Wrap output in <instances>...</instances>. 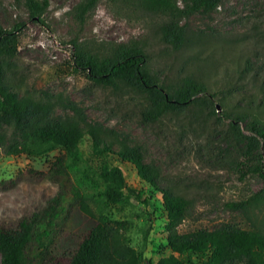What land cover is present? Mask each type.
<instances>
[{
  "label": "trees",
  "instance_id": "1",
  "mask_svg": "<svg viewBox=\"0 0 264 264\" xmlns=\"http://www.w3.org/2000/svg\"><path fill=\"white\" fill-rule=\"evenodd\" d=\"M22 1L30 16L39 20L49 6L48 0ZM100 1L80 0L77 16L83 20ZM123 1L137 12L157 17L159 41L177 58L189 51L184 66L194 62L197 70L186 68L179 70L173 79L161 78L151 69L152 58L143 40L120 42L101 51L75 42L72 55L75 68L102 87L134 95L143 106V121L149 124L173 119L182 125L212 120L208 123L211 127L208 136H219L229 145L228 150L237 155L234 159L225 154L226 158L219 162L231 164L240 179L256 175L264 181V25H252L241 39H226L189 25L195 15H213L223 0ZM19 28L8 31L0 23V144L5 142L6 129L12 128L20 132L21 141L9 148L10 156L41 157L59 150L62 158L55 163L56 171L65 174L67 168L84 166L85 172L90 170L89 174L95 175L93 178L87 174L85 181L98 191L97 207L104 212L124 199L147 206L151 195L146 190L153 189L161 195L168 220L169 254L152 262L131 244L124 224L110 220L104 212L95 213L86 201L92 199L88 195L78 206L94 223L69 257L51 264H143L144 260L146 264H264V229L225 224L214 229L180 232L178 225L187 216L192 200L185 191L162 185L159 169L144 160L140 147L130 144L116 130L89 122L82 107L63 93H23L13 80L6 78L8 60L19 54ZM215 42L220 44L221 53L226 54L227 50L240 53L231 63L215 60L208 54L213 52L208 47L213 48L210 44ZM57 108L70 114L55 117ZM85 141L89 143V153L82 149ZM114 161L133 165L146 187L130 186L124 169ZM57 205L55 197L39 212L11 221L0 220V264H33L35 257L45 251V238L56 225L60 215ZM227 206L240 211L263 207L264 185Z\"/></svg>",
  "mask_w": 264,
  "mask_h": 264
},
{
  "label": "rangeland",
  "instance_id": "2",
  "mask_svg": "<svg viewBox=\"0 0 264 264\" xmlns=\"http://www.w3.org/2000/svg\"><path fill=\"white\" fill-rule=\"evenodd\" d=\"M48 2L39 20L30 16L22 0H0L1 25L8 31L20 26L19 54L8 60L6 78L13 80L23 93H63L82 107L89 122L116 130L130 144L140 147L144 160L159 169L162 185L179 188L192 200L187 216L178 225L180 232L214 229L225 224L264 229V206L249 211L227 206L260 190L264 181L256 175L240 179L231 164L225 166V162H219L226 158L225 154L234 159L237 155L228 150L229 145L219 136H208L212 120L209 124L185 122L182 125L176 119L149 124L143 121V106L134 95L116 93L112 87L96 84L73 64L75 42L92 51H101L120 42L143 40L152 58L151 69L161 78L173 79L179 70L186 68L197 70L194 62L184 66L189 51L177 58L159 41L156 24L160 20L137 12L123 0H101L83 20L76 12L80 0ZM255 24L264 25V0H223L213 15H195L189 20L192 29L235 40L241 39ZM215 43L210 44L213 48L208 47L213 49L208 54L215 60L231 63L240 53L239 50L221 53L220 44ZM218 112L222 114V107ZM66 113L70 114L57 108L55 117ZM241 126L249 132L245 123ZM18 141H21L20 132L7 128L5 142L0 144V220L11 221L20 215L39 212L57 197L60 215L45 238V251L35 257L33 264L59 262L78 248L81 238L94 223L80 211L79 201L91 195L92 199L86 201L95 213L104 212L97 207L98 191L85 181L87 174L93 178L95 175L89 174L90 170L85 172L84 166L67 168L65 174L56 171L55 163L62 158L59 150L41 157L10 156L9 148ZM88 147L85 141L82 149L86 153H89ZM114 163L122 166L130 186L138 189L145 186L133 165ZM146 191L151 195L147 206L124 199L104 213L110 220L124 224L131 244L143 252L146 260L156 262L170 251L166 240L168 220L160 193L153 189Z\"/></svg>",
  "mask_w": 264,
  "mask_h": 264
},
{
  "label": "water",
  "instance_id": "3",
  "mask_svg": "<svg viewBox=\"0 0 264 264\" xmlns=\"http://www.w3.org/2000/svg\"><path fill=\"white\" fill-rule=\"evenodd\" d=\"M220 106L218 105V108H219Z\"/></svg>",
  "mask_w": 264,
  "mask_h": 264
}]
</instances>
